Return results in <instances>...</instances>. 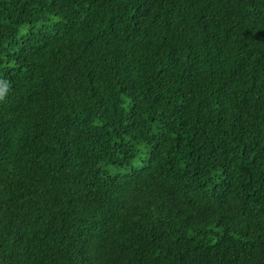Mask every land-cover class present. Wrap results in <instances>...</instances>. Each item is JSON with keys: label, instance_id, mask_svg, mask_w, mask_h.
I'll use <instances>...</instances> for the list:
<instances>
[{"label": "trees", "instance_id": "1", "mask_svg": "<svg viewBox=\"0 0 264 264\" xmlns=\"http://www.w3.org/2000/svg\"><path fill=\"white\" fill-rule=\"evenodd\" d=\"M0 264H264V0H0Z\"/></svg>", "mask_w": 264, "mask_h": 264}]
</instances>
